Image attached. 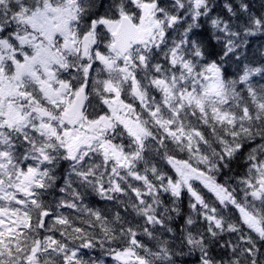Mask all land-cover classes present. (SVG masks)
I'll return each instance as SVG.
<instances>
[{"label":"snow or ice","instance_id":"obj_1","mask_svg":"<svg viewBox=\"0 0 264 264\" xmlns=\"http://www.w3.org/2000/svg\"><path fill=\"white\" fill-rule=\"evenodd\" d=\"M0 264H264V0H0Z\"/></svg>","mask_w":264,"mask_h":264}]
</instances>
